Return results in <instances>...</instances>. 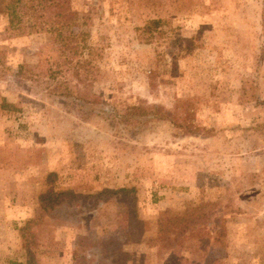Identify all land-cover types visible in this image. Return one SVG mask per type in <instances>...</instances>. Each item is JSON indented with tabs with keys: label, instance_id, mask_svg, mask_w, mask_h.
Wrapping results in <instances>:
<instances>
[{
	"label": "rangeland",
	"instance_id": "374dc122",
	"mask_svg": "<svg viewBox=\"0 0 264 264\" xmlns=\"http://www.w3.org/2000/svg\"><path fill=\"white\" fill-rule=\"evenodd\" d=\"M71 7L94 58L55 79L53 36L0 15V264H264V0ZM157 19L171 41H139ZM133 106L169 119L120 122ZM189 206L205 218L160 244Z\"/></svg>",
	"mask_w": 264,
	"mask_h": 264
},
{
	"label": "trees",
	"instance_id": "16d2710c",
	"mask_svg": "<svg viewBox=\"0 0 264 264\" xmlns=\"http://www.w3.org/2000/svg\"><path fill=\"white\" fill-rule=\"evenodd\" d=\"M73 14L71 0H0V15L6 17L8 31L18 34L25 32L47 33L53 36V44L49 47L52 51L51 57H49L53 60L50 62V59L47 58V68H44L43 63L39 65L41 72L46 75L47 79H55L58 74L61 75L64 71H73V74L77 76L80 68L90 64L91 59L94 58L91 52L93 48L87 45V35L85 33L70 32L65 34L63 32ZM136 31L138 40L143 43L152 44L162 39L166 43L171 41L168 32L164 31V21L160 19L149 20L142 27L137 28ZM86 50L89 54L88 60H83L81 56ZM56 54L58 57L54 60ZM0 102L1 110L14 111L16 109L13 104L7 103L5 98H1ZM184 102L181 101L182 107H184ZM138 111L140 114L136 116ZM161 111L150 107L133 106L123 114L116 113V117L120 122L128 125L135 120L141 122L142 120H138L140 117L150 115L168 120L169 116ZM189 111V106L184 107L178 116L179 120H177L183 123L179 125L185 130L188 129L185 123L188 121ZM61 195L62 193H57L56 197ZM206 205L208 207L214 206V204ZM203 211L204 208L200 206H189L185 209L184 214L180 216L175 215L169 209L162 211L157 219L158 242L162 245L170 244L172 235L179 236L183 234L192 225L198 223V219L205 218L206 214L204 212V215ZM179 264H182V260L179 261Z\"/></svg>",
	"mask_w": 264,
	"mask_h": 264
}]
</instances>
